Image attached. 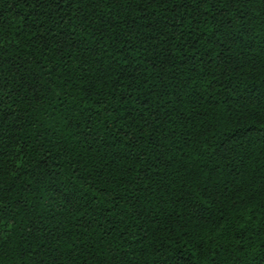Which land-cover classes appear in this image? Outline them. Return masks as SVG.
I'll return each instance as SVG.
<instances>
[{
  "label": "trees",
  "instance_id": "16d2710c",
  "mask_svg": "<svg viewBox=\"0 0 264 264\" xmlns=\"http://www.w3.org/2000/svg\"><path fill=\"white\" fill-rule=\"evenodd\" d=\"M0 264H264V0H0Z\"/></svg>",
  "mask_w": 264,
  "mask_h": 264
}]
</instances>
